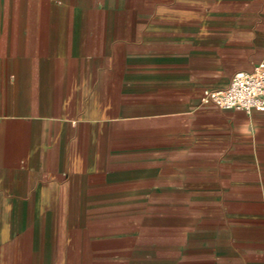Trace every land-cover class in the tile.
I'll list each match as a JSON object with an SVG mask.
<instances>
[{"label":"crops","instance_id":"1","mask_svg":"<svg viewBox=\"0 0 264 264\" xmlns=\"http://www.w3.org/2000/svg\"><path fill=\"white\" fill-rule=\"evenodd\" d=\"M261 61L264 0H0V264H264V112L202 99Z\"/></svg>","mask_w":264,"mask_h":264},{"label":"built area","instance_id":"2","mask_svg":"<svg viewBox=\"0 0 264 264\" xmlns=\"http://www.w3.org/2000/svg\"><path fill=\"white\" fill-rule=\"evenodd\" d=\"M202 99L222 109L264 112V62L235 73L224 88L204 91Z\"/></svg>","mask_w":264,"mask_h":264},{"label":"rangeland","instance_id":"3","mask_svg":"<svg viewBox=\"0 0 264 264\" xmlns=\"http://www.w3.org/2000/svg\"><path fill=\"white\" fill-rule=\"evenodd\" d=\"M121 8H123V7H121ZM144 50H142V52H143ZM121 52L122 51H119V50H117V49H113V50H111V53H115L116 55V58H120L122 55H121ZM127 53V56H131L134 52H140V50H139V48H137V47H133L132 45H130L128 48H127V51H126ZM113 68V67H112ZM114 68L118 71L119 70V72H120V69H121V67L120 66H114ZM116 71V72H117ZM127 72H128V70H127Z\"/></svg>","mask_w":264,"mask_h":264}]
</instances>
